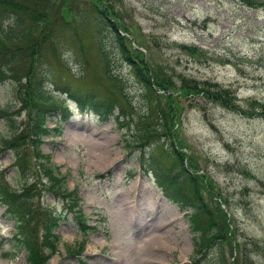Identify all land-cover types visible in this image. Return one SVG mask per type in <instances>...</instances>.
<instances>
[{
    "label": "rangeland",
    "instance_id": "obj_1",
    "mask_svg": "<svg viewBox=\"0 0 264 264\" xmlns=\"http://www.w3.org/2000/svg\"><path fill=\"white\" fill-rule=\"evenodd\" d=\"M112 1L66 0L47 12L52 21L45 29L44 14L38 16L39 23L27 15H12L4 24L18 26L21 38L13 37L5 26L0 28V48L14 51L8 54L13 67L8 73L16 79L0 83V107L17 114L19 131L28 128V112L19 98L25 93V84L31 86L27 73L31 79L44 81V87L60 98L68 95L56 88L68 85L77 95L91 91L99 99L115 95L124 101L123 92L132 100L130 113L126 111L119 122L115 114L102 120L94 110L82 111L67 98L70 117L61 122L60 134L46 135L41 145L59 170L68 174V187L78 189L82 211L96 225L87 236L81 260L88 264H146V259H153L147 240L159 236V254L154 259L158 264H194L199 258L204 264L216 261V245L193 258L195 233L186 216L191 208H180L177 202L158 196L162 192L152 172L141 167L144 151L146 157L152 153L153 162L163 171L174 173L173 167L179 168L174 149H182L197 160L196 171L205 174L209 186V191L201 186L205 200L215 210L217 204L227 209V217H233L236 240L249 252V260L240 256L237 264H264V116L242 114L220 101L176 95L181 92L182 78L194 77L229 87L231 100L241 109L251 111L254 99L264 102V0ZM34 3L36 10L46 8L42 0ZM111 4L118 11L114 12L118 14L115 22L127 48L147 74L159 68L170 77L173 84L167 90H174L179 103L172 137H152L143 149L134 145V136L147 123L155 124L158 115L153 94L149 101V92L122 57L114 32L100 19L99 6L113 15ZM189 46L197 50L191 53ZM30 50L35 57L26 56ZM107 61L117 75L112 80L105 73ZM153 88L157 89L154 84ZM39 103L33 98V108ZM59 116L48 113L47 125L54 126ZM26 140L20 144L26 154V170L39 176L33 147ZM14 159L12 150L0 152L5 180L16 187ZM42 190V201L61 211L60 200ZM216 194H222L228 205ZM62 215L56 228L58 251L48 264H79L77 255L66 246L77 245L82 234L71 213L63 211ZM14 231L15 221L0 201V264H27L26 249L15 247ZM250 239L258 242V248ZM228 242L220 246L233 264L230 252L236 254V241L232 240L231 247ZM119 253L122 260L115 263Z\"/></svg>",
    "mask_w": 264,
    "mask_h": 264
},
{
    "label": "trees",
    "instance_id": "obj_2",
    "mask_svg": "<svg viewBox=\"0 0 264 264\" xmlns=\"http://www.w3.org/2000/svg\"><path fill=\"white\" fill-rule=\"evenodd\" d=\"M46 3V8L36 10L34 6V0H0V28L5 26L4 22L15 15L21 17V15H27L39 23L40 14H44L43 29L49 28L51 25L50 18L47 19L48 13L54 9V7L61 3H66V0H42ZM115 1V0H113ZM112 1V2H113ZM120 1V0H119ZM33 3V4H31ZM113 10V5H110ZM48 10V11H47ZM100 19L104 22V27L112 30L115 34L116 41L118 42L119 50L122 57L132 67L136 77L144 85L145 89L150 95L153 94L154 107L158 115V121L151 125L147 123L141 132L134 136L135 146H144L148 143V139L155 137L159 139L162 136L171 138L173 131H171L173 118L179 115V103L177 105L176 96L173 92L167 90L172 85L170 77L163 74L159 68L151 70V75L142 67L138 60L133 56L130 49L127 48L124 36L120 34L116 26V19L118 12L113 10L111 15L107 7L99 6ZM48 12V13H47ZM54 19V18H53ZM17 24V22H16ZM6 27V26H5ZM18 26L6 27V29L12 31L13 37L18 34ZM124 31L130 33L127 27H123ZM50 31L49 29L44 33L46 35ZM23 35H19L16 38H21ZM37 40V38H36ZM33 41V43L36 42ZM39 41V40H38ZM137 43V42H136ZM140 45V44H139ZM190 47V48H189ZM189 52L194 53L197 48L189 46ZM36 50V49H35ZM141 51V50H140ZM14 52L7 47L0 48V83L4 81H11L15 79V75H9L8 72L13 70L8 58H11L8 54ZM141 53V52H140ZM26 56L35 57L33 53L27 51ZM142 59V58H141ZM142 64V63H141ZM143 65V64H142ZM105 73L109 79H114L115 75L108 66V61L105 65ZM14 73V72H13ZM27 78L31 82V86L25 84V93L19 97L24 108L28 112V128L19 131L17 125V114L11 112L9 107H0V120L3 125H0V151L10 149L15 156L12 162L15 167L16 187L11 186L3 175L0 168V201L6 205V211L9 213V217L15 221V231L13 239L15 240V247H24L26 249V262L27 264H48L50 257L58 251L60 243V235L56 232V228L61 219L63 211L65 214L71 213L75 221V225L79 232L82 234L81 240L77 245H67L66 249L71 254H76L80 257V252L84 248V244L87 240V236L96 227L88 222V218L81 208V195L78 189L67 185V173H63L59 170V165H55L51 161L49 153L42 151L41 145L44 142V137L51 133L59 134L61 132L60 126L49 127L47 125V114L51 111L59 112L62 114V118H65L69 114L67 106L64 104V99L55 95L52 91L45 88L44 81L40 79H31L30 73H27ZM151 76L153 81H151ZM153 84L157 89L153 88ZM181 92L176 95H183L182 97L192 98L195 101H201L203 99L208 101H220L226 106H231L233 110H239L242 114H248L249 116H264V102L258 100H251V108L241 109L239 105L231 100L233 91L229 87H225L219 84L217 81L199 80L196 78L183 77L180 84ZM45 86V87H44ZM164 89V92H158L157 90ZM68 93L70 97H73L78 105L82 109H93L98 113L101 119H106L113 113V109L117 107L119 113H130L132 108V100L127 93H121L124 101L117 96H110L109 98L99 99L93 92L88 91L85 94H76L71 91L68 85L61 87ZM33 98L39 100V104L33 108ZM180 99V98H179ZM127 111V112H126ZM65 115V116H64ZM5 132H2V130ZM53 130V131H52ZM171 136V137H170ZM28 140L29 144L33 147V156L36 159L39 176L33 174L30 169L26 170L27 161L23 160L25 154L24 149L20 148V144L25 140ZM26 140V141H27ZM130 142L128 145H130ZM172 146H174L172 144ZM177 161L173 167L174 173L169 171H163L159 165L153 162L154 156L149 153L148 158L142 154V164L145 161H149L146 166L153 168L154 174L158 184L162 190L172 199L178 200L181 203H189L193 206V210L188 215L190 221V227L195 233L193 237L194 243V257H197L210 245H216V261H211L210 264H232L226 258L225 250L220 245L227 239H229L228 245L231 247L232 240H235L234 248H237L236 254H233L231 250L230 254L233 256V264H237L239 257L249 260V252H246L241 247L240 241L236 240V231H234L233 217H227V209L221 208L218 204L216 209H213L210 202L205 200L202 194V187L204 190L209 191V186L205 183V174L200 173L198 170L197 160L191 155H186V150L174 149ZM186 159L187 166H184V160ZM189 168V169H188ZM199 178V179H198ZM205 179V180H204ZM201 183V184H200ZM210 183V181H209ZM211 184V183H210ZM202 186V187H201ZM212 186V185H211ZM46 189L54 197L58 198L62 205L61 211H56L55 208L46 205L42 199L43 190ZM211 196V194H210ZM225 201L228 202L222 194H216ZM222 238L224 242L220 241ZM250 244L253 247L258 248V242L254 239H250ZM204 249V250H203ZM239 253V256L237 254ZM79 263L86 264L84 260L79 258ZM195 264L200 263V258Z\"/></svg>",
    "mask_w": 264,
    "mask_h": 264
},
{
    "label": "bare ground",
    "instance_id": "obj_3",
    "mask_svg": "<svg viewBox=\"0 0 264 264\" xmlns=\"http://www.w3.org/2000/svg\"><path fill=\"white\" fill-rule=\"evenodd\" d=\"M103 144V143H102ZM105 144V143H104ZM100 149H102V148H100ZM102 151H104V150H102ZM107 151V150H106ZM101 152V151H100ZM99 154V153H98ZM99 156V155H98ZM107 157V156H106ZM104 158V157H103ZM101 159V158H100ZM108 160V159H107ZM106 160V161H107ZM162 201H164V203L167 205V206H169L170 204L167 202V201H165V200H163L162 199ZM150 240H147V244H148V247H149V254H150V257H153V259H146L147 261H148V263H146V264H156L157 262V260H154L156 257H157V255L159 254L158 253V245L156 244V242L159 240V236H153V237H151V238H149ZM162 242V241H161ZM159 244V243H158ZM160 250V249H159ZM116 256H117V254H116ZM159 258V257H158ZM120 260H122V256H121V254L119 253L118 254V256L116 257V259H115V263H119L120 262ZM158 264V263H157Z\"/></svg>",
    "mask_w": 264,
    "mask_h": 264
}]
</instances>
